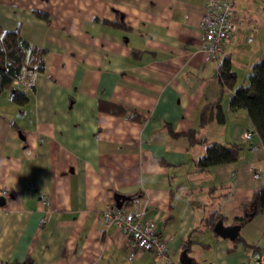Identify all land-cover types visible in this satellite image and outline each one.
<instances>
[{
  "label": "crops",
  "instance_id": "1",
  "mask_svg": "<svg viewBox=\"0 0 264 264\" xmlns=\"http://www.w3.org/2000/svg\"><path fill=\"white\" fill-rule=\"evenodd\" d=\"M206 3L0 0V26L46 51L29 103L0 108V264H165L105 226L117 194L169 240L174 264H254L249 253L264 252V215L241 226L238 242L206 223L218 213L226 227L239 225L264 189V147L218 81L224 58L238 86L264 62V0H235L237 36L216 57L200 48ZM219 101L226 122L201 128L203 108ZM108 103L140 120L108 113ZM191 130L243 145L244 160L200 173L206 147L190 146Z\"/></svg>",
  "mask_w": 264,
  "mask_h": 264
},
{
  "label": "trees",
  "instance_id": "2",
  "mask_svg": "<svg viewBox=\"0 0 264 264\" xmlns=\"http://www.w3.org/2000/svg\"><path fill=\"white\" fill-rule=\"evenodd\" d=\"M37 17L50 24L49 15L42 12H35ZM106 25L123 27L122 23H111L102 20ZM46 51L25 39L19 30H6L0 26V95L8 92L12 103L22 108L29 103L26 90L30 87L35 89L33 76L43 73L45 67ZM218 81L223 91H234L230 101V110L237 112L246 110L253 126V133L258 136L264 147V62L253 66L248 76L247 83L238 86V76L233 70L229 58H224L218 69ZM103 110L116 116H129L132 120H140L139 115H129V110L115 104H104ZM213 120L220 124L226 122V116L221 102L205 106L201 113L200 127L209 125ZM200 130H191L186 134L190 146L204 145L205 155L196 162L197 170L200 173L209 171L218 166L229 165L244 160V147L241 144L221 145L209 143L204 137H200ZM253 135V134H252ZM129 201L124 202L123 209L130 205ZM246 217L238 219L242 226L247 221L258 215H264V189L254 194L251 202L245 205ZM218 213H213L207 220V225L214 230L220 220ZM241 237L235 239L240 241ZM146 252V251H145ZM23 264H33L27 259Z\"/></svg>",
  "mask_w": 264,
  "mask_h": 264
},
{
  "label": "built area",
  "instance_id": "3",
  "mask_svg": "<svg viewBox=\"0 0 264 264\" xmlns=\"http://www.w3.org/2000/svg\"><path fill=\"white\" fill-rule=\"evenodd\" d=\"M238 29L235 0H207L201 21V50L210 57L218 56L236 39ZM244 139L252 141L253 135L247 132ZM254 177L259 179L260 174L255 172ZM102 217L106 227H117L128 236L133 251L150 252L156 261L174 264L169 240L157 234L153 221L143 220V211L118 209L116 204H112L106 206ZM249 258L254 264H264V252L254 250L249 253Z\"/></svg>",
  "mask_w": 264,
  "mask_h": 264
},
{
  "label": "water",
  "instance_id": "4",
  "mask_svg": "<svg viewBox=\"0 0 264 264\" xmlns=\"http://www.w3.org/2000/svg\"><path fill=\"white\" fill-rule=\"evenodd\" d=\"M130 199L131 198L128 196L117 194L115 196L116 207L118 209L123 208L124 202L129 201ZM5 202L6 201L4 198H0V206L4 205ZM240 230H241L240 225L226 227L222 219H220L214 227V232L218 236L225 239H230L232 241H234L238 237Z\"/></svg>",
  "mask_w": 264,
  "mask_h": 264
},
{
  "label": "rangeland",
  "instance_id": "5",
  "mask_svg": "<svg viewBox=\"0 0 264 264\" xmlns=\"http://www.w3.org/2000/svg\"><path fill=\"white\" fill-rule=\"evenodd\" d=\"M239 73H241V75H245V74H243V72H239ZM247 75V74H246ZM247 77V76H246ZM241 81H242V79H241ZM8 98H9V100H8ZM11 100H10V96H9V94H8V92L7 91H5L2 95H0V108H2V107H6V106H8L10 103H12V102H10ZM13 105V104H12ZM15 106V105H14ZM244 137V136H243Z\"/></svg>",
  "mask_w": 264,
  "mask_h": 264
}]
</instances>
